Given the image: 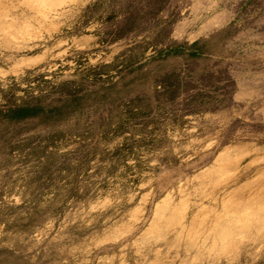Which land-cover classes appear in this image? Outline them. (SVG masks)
<instances>
[{"label": "rangeland", "instance_id": "rangeland-1", "mask_svg": "<svg viewBox=\"0 0 264 264\" xmlns=\"http://www.w3.org/2000/svg\"><path fill=\"white\" fill-rule=\"evenodd\" d=\"M0 264H264V0H0Z\"/></svg>", "mask_w": 264, "mask_h": 264}]
</instances>
